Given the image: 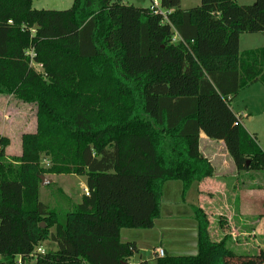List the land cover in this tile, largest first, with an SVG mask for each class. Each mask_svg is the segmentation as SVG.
Listing matches in <instances>:
<instances>
[{
    "label": "trees",
    "instance_id": "1",
    "mask_svg": "<svg viewBox=\"0 0 264 264\" xmlns=\"http://www.w3.org/2000/svg\"><path fill=\"white\" fill-rule=\"evenodd\" d=\"M161 6L167 19L119 0L65 10L0 0V95L36 109L21 155L9 160L0 134V264L128 263L138 246L121 230L155 226L165 184L180 180L185 199L214 176L201 132L224 141L238 171L264 170V151L230 106L264 84V48L239 51L242 33H264V0ZM45 174L84 176L89 195L51 209L40 200ZM191 208L197 254L155 253L153 264H264V248L236 252L229 234L211 237L203 207ZM45 240L52 246L34 253Z\"/></svg>",
    "mask_w": 264,
    "mask_h": 264
},
{
    "label": "rangeland",
    "instance_id": "2",
    "mask_svg": "<svg viewBox=\"0 0 264 264\" xmlns=\"http://www.w3.org/2000/svg\"><path fill=\"white\" fill-rule=\"evenodd\" d=\"M119 1L143 8H148L152 3V0H145L144 2L138 0ZM73 2L74 0H33V8L65 10L69 9ZM254 2L255 0H239L240 4L247 5ZM200 4L201 0H181L183 9L197 7ZM257 48H264V33H242L240 35L239 51L241 56L246 51ZM35 67L39 69L38 65H35ZM230 106L264 151V84L261 81H257L242 88L239 94L232 99ZM35 129L36 109L33 105L9 94L0 95V134L10 137V144L6 148L9 160L21 155L22 135L35 131ZM203 148L207 151L205 146ZM46 164V161L43 160L42 165L46 166ZM243 172L245 173V171ZM54 175L55 182L52 180L50 184H41L40 200L51 209L64 213L71 210L82 199L85 194V186L83 184L86 185V177L73 174ZM227 176L228 178L226 179L220 178V181H222L221 193L224 191L227 193L226 203L228 204V207L222 210H217L211 204H207L209 201L208 195L199 192L201 187L198 183H195L187 198V202H185L181 193V181L172 180L167 182L161 204V215L156 219L155 226L151 229L124 228L121 230V240H125L124 238L128 237L129 239L127 240L135 241L138 246V252L129 259L128 263L143 264L148 262V264H153L154 250L158 246L164 247L172 255L197 254L198 223L189 203H200L205 206L210 220L209 232L213 239L220 240L224 234H229L232 236L229 239V244L238 253H253L259 249L260 246L257 244H264V222L254 226L252 221L257 215L252 214L249 216L247 228H238L236 237L232 231L233 223L230 217L233 214L229 206L234 201L233 185L237 184L236 182L240 177L233 178L231 172L227 173ZM45 177L52 179L53 176L45 174ZM260 183H264V170L251 171L247 174V186L244 188H247V192L252 191ZM237 186H235V189H237ZM61 188L67 194H64ZM244 188L240 189L243 190ZM221 196L223 195L217 194L212 200L216 203L220 199L223 204L224 198ZM223 216L226 219L225 222L222 221ZM227 216L230 220H228ZM234 238H236L238 243L234 242L236 241ZM40 246L47 250L52 246V243L49 240H45ZM30 264H36V259L33 258Z\"/></svg>",
    "mask_w": 264,
    "mask_h": 264
},
{
    "label": "crops",
    "instance_id": "3",
    "mask_svg": "<svg viewBox=\"0 0 264 264\" xmlns=\"http://www.w3.org/2000/svg\"><path fill=\"white\" fill-rule=\"evenodd\" d=\"M242 123V121H241ZM201 142H200V149L201 152L212 162V164L215 167V174L212 177L206 178L201 182H194L191 186V188L188 190L184 201L187 202V198L189 197L191 191L193 190V186L195 185V183L200 185V189L199 192L203 193L204 195H208L207 197L209 198V201L207 202L208 205L211 204V206H214L215 209L217 210H222V209H226V207H228V204L226 203V192L224 191L223 193H221V188H222V181H220L221 179H226L228 178L227 173H232V177L233 178H238L240 177L239 180H237V184L233 185V191L235 193L234 195V201L233 203L230 204L229 208L231 209V213L233 214L231 218V221L233 223V227H232V231L235 234V237L237 236V230L238 228L241 229L243 227L247 228V224L249 221V216L252 214L257 215L256 218L253 219V224L254 226L258 225V224H262L264 222V183H260L258 184L257 188L255 190L252 191H248L247 192V188H244L247 186V174H249V172L245 173L243 171H238L237 167L235 166L231 156L229 155V152L226 148V145L224 143V141L222 140H214V139H210L208 138L204 132H201ZM207 149V151L204 150ZM207 147V148H206ZM261 174V173H260ZM52 180L55 182L54 180V174H51ZM263 175V173H262ZM256 177V176H255ZM242 178V180H241ZM169 182V181H168ZM85 183H86V179H85ZM86 188V185L83 184ZM239 185V186H237ZM235 186H237V189H235ZM166 188V184L164 186V191ZM240 188H244L243 190H241ZM228 189V188H227ZM61 190L63 191L64 194H67V192H65V190H63L61 188ZM228 192V190H227ZM182 193V191H181ZM223 195L221 196L222 198H224V202L222 204V202L219 200H217V202L215 203V201H213L212 199H214L216 197V195ZM67 196V195H66ZM81 201V200H80ZM79 201V202H80ZM77 202V203H79ZM190 206L191 205H197V206H201L204 209L205 206H202L200 203L199 204H194V203H189ZM216 210V211H217ZM228 218V216H227ZM225 218L223 216V222H225ZM228 220H230L228 218ZM125 240L122 241H128L127 239H129L128 237L124 238ZM234 240H236V238H234ZM234 242H237L234 241ZM238 243V242H237ZM236 243V244H237ZM258 246H260V248H264V244H257ZM158 247H162V246H158ZM157 248V247H156ZM166 252L167 250L162 247ZM155 251V250H154ZM129 264V263H127Z\"/></svg>",
    "mask_w": 264,
    "mask_h": 264
},
{
    "label": "built area",
    "instance_id": "4",
    "mask_svg": "<svg viewBox=\"0 0 264 264\" xmlns=\"http://www.w3.org/2000/svg\"><path fill=\"white\" fill-rule=\"evenodd\" d=\"M149 8L153 13H159V14L163 15L165 19H167V14L170 12V11L164 10L162 8L160 0H152V3L149 6ZM176 38L177 37H175V39ZM84 191H85L86 195H89V191H88L87 187L84 189ZM45 252H46V250L43 247L39 246V247H37V249L35 250L34 253H45ZM155 253L158 256H164L165 250L162 247H157L155 249ZM1 260H2V257L0 255V261ZM21 263H22V261H21V258L19 257L17 260V264H21Z\"/></svg>",
    "mask_w": 264,
    "mask_h": 264
},
{
    "label": "water",
    "instance_id": "5",
    "mask_svg": "<svg viewBox=\"0 0 264 264\" xmlns=\"http://www.w3.org/2000/svg\"><path fill=\"white\" fill-rule=\"evenodd\" d=\"M138 1L144 2L145 0H138ZM248 165H249V162H248ZM41 180H42V185H47L52 182V179H48L47 177H45V175H41ZM42 225H44V223H42ZM123 264H127V263H123Z\"/></svg>",
    "mask_w": 264,
    "mask_h": 264
}]
</instances>
